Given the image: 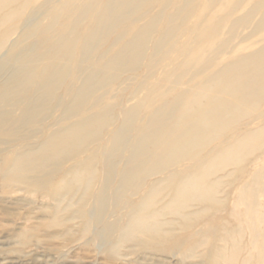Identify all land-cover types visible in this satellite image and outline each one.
I'll use <instances>...</instances> for the list:
<instances>
[{
    "label": "rangeland",
    "instance_id": "1",
    "mask_svg": "<svg viewBox=\"0 0 264 264\" xmlns=\"http://www.w3.org/2000/svg\"><path fill=\"white\" fill-rule=\"evenodd\" d=\"M0 264H264V0H0Z\"/></svg>",
    "mask_w": 264,
    "mask_h": 264
},
{
    "label": "bare ground",
    "instance_id": "2",
    "mask_svg": "<svg viewBox=\"0 0 264 264\" xmlns=\"http://www.w3.org/2000/svg\"><path fill=\"white\" fill-rule=\"evenodd\" d=\"M126 1V0H125ZM127 1H130V2H132L133 0H127ZM103 17H105V19H108L109 18V14L107 13V14H105ZM105 22H102V24H104ZM98 24V23H97ZM102 26V25H101ZM90 40H92V39H89V41L88 42H86V43H84L83 44V47H85V49H84V51H87L86 49L88 48V49H90ZM129 50H127L126 51V55H128V53L130 54V58H131V61H132V59H133V64L135 65L136 64V61H137V59H138V55L134 52V49L133 50H130L129 52H128ZM122 56H125V54L123 53L122 54ZM122 56H119L118 58L119 59H121V57ZM123 58V57H122ZM116 60H118L117 59V57H116V59H114L113 60V63L112 64H115L117 61ZM120 62H121V60H120ZM119 63V62H118ZM242 70V69H241ZM40 72H42L43 74H44V71H40ZM240 72V71H239ZM41 73V74H42ZM46 76V75H45ZM44 76V79L42 80V81H39V80H37L36 81V79H34V78H32V81L30 80V78H29V84H30V86H32V85H34V84H36V82L37 83H39V84H42L44 81H49L48 79H47V77H45ZM242 76H243V74H242ZM244 79V78H243ZM245 81V80H244ZM245 83H246V81H245ZM46 84V86L48 85L47 83H45ZM47 89V88H46ZM246 89H248V88H246ZM50 90H52V89H50ZM50 90H48L47 92H45V96L47 97L48 95H50L51 93H52V91H50ZM22 91V92H21ZM21 91H18V89L17 88H10V89H8V90H3L2 92H1V94L2 95H4V97H5V99H8V98H10L11 96L13 97L15 94H18V92L19 93H29V91L28 90H26L25 92L23 91V90H21ZM33 92V91H32ZM242 92V91H241ZM1 95V96H2ZM33 95H34V92L33 93H30V95H27L28 97L26 98V99H28L29 98V103H28V108L29 107H38V105L39 104H42L43 102H44V100L43 101H39L38 102V100L37 99H34L33 98ZM237 95V94H236ZM52 96V95H51ZM17 97V96H16ZM53 98V97H52ZM17 99V98H16ZM46 99V98H45ZM48 99V98H47ZM40 100V99H39ZM42 102V103H41ZM51 102V101H50ZM31 104V105H30ZM79 104H80V101H79ZM43 107V106H42ZM12 109V108H11ZM43 111V110H42ZM79 113V112H78ZM36 114V113H35ZM4 115V114H3ZM70 115V114H69ZM17 116V115H16ZM13 118V117H12ZM88 119H90V117H86V118H84V120L85 121H88ZM80 126V125H79ZM79 126H74L73 128H72V130L70 129V131L68 132V134H73V136L74 135H76V134H74V133H77V132H79ZM62 132V131H61ZM60 132V133H61ZM64 132H66V131H64ZM68 134H66V135H68ZM65 136V135H64ZM83 139V138H82ZM43 152V151H42ZM49 153V152H48ZM41 156V155H40ZM139 164V163H138Z\"/></svg>",
    "mask_w": 264,
    "mask_h": 264
}]
</instances>
